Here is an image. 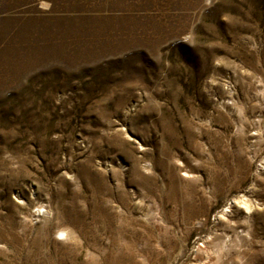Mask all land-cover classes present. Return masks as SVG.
<instances>
[{
  "label": "rangeland",
  "instance_id": "374dc122",
  "mask_svg": "<svg viewBox=\"0 0 264 264\" xmlns=\"http://www.w3.org/2000/svg\"><path fill=\"white\" fill-rule=\"evenodd\" d=\"M0 264H264V0H0Z\"/></svg>",
  "mask_w": 264,
  "mask_h": 264
},
{
  "label": "bare ground",
  "instance_id": "6f19581e",
  "mask_svg": "<svg viewBox=\"0 0 264 264\" xmlns=\"http://www.w3.org/2000/svg\"><path fill=\"white\" fill-rule=\"evenodd\" d=\"M59 231H62V233H65L66 229H60Z\"/></svg>",
  "mask_w": 264,
  "mask_h": 264
}]
</instances>
